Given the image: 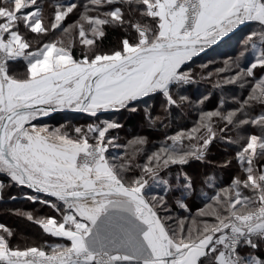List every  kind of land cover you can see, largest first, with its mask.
Instances as JSON below:
<instances>
[{"label": "snow or ice", "instance_id": "1", "mask_svg": "<svg viewBox=\"0 0 264 264\" xmlns=\"http://www.w3.org/2000/svg\"><path fill=\"white\" fill-rule=\"evenodd\" d=\"M258 35L264 0H0V193H41L49 215H15L54 241L0 223V264H264Z\"/></svg>", "mask_w": 264, "mask_h": 264}, {"label": "trees", "instance_id": "2", "mask_svg": "<svg viewBox=\"0 0 264 264\" xmlns=\"http://www.w3.org/2000/svg\"><path fill=\"white\" fill-rule=\"evenodd\" d=\"M77 2L79 3H83L84 0H77ZM259 29V25H257L254 22H249L248 24H246L245 26H243L242 28H240L236 33H234L231 36V41H230V45L228 47H223L221 49L218 50V52L220 53L219 55L215 54V53H211L209 54V58L211 59H216L217 62H222L223 60L227 59L226 56H224V53H228L229 55L235 56L236 53L238 51L241 50V42L245 40L246 37L249 36L250 33L257 31ZM247 55L245 57V64L250 63L254 54L264 51V35H258L257 37H255V39L251 42H249V44L247 45ZM222 66V63H221ZM208 88H210V85H205V84H201L199 86H197V91L198 92H203L206 91ZM215 101V98L213 99V102ZM69 117H59V119H54L55 121H59V122H77V118L76 117H71L70 119H68ZM114 119H118L122 124H124L125 126V130L127 132H132L133 129H137L138 130V117L137 116H133V115H129L127 113L123 114V115H117L115 116ZM69 120V121H67ZM79 122L83 123L84 119L79 118ZM188 125H191V121H187ZM121 135H123V133H121ZM223 158V153L219 152V149L214 148L213 149V155L210 157V159L213 160H217V159H221ZM189 172H193V173H197V172H211L212 169L207 168L206 166L200 165L198 163H194L192 164L189 169ZM224 180L227 181L229 179V174L227 172L222 173ZM23 188H17L15 186H13L12 188H9V190L7 192H2L0 194H2L3 199L0 200V206L1 205H5L7 208V212L6 214H11V206H16L18 207L23 206V205H29L31 209H34V207L36 206V203L31 202L27 199H24L22 197L17 196L16 199H11V197L15 196V195H21ZM26 189V188H25ZM195 203H199V201H195ZM21 210L24 209V207H19ZM195 210V208H193V211ZM34 213V211H32ZM35 214V213H34ZM19 217V216H18ZM21 218V217H19ZM24 219V218H22ZM27 222V221H26ZM29 223L32 227H34L37 231H38V236L40 239V243H44L45 241L51 243L54 242L52 239L46 237L43 233L42 230L39 229V227L37 225L31 224Z\"/></svg>", "mask_w": 264, "mask_h": 264}, {"label": "rangeland", "instance_id": "3", "mask_svg": "<svg viewBox=\"0 0 264 264\" xmlns=\"http://www.w3.org/2000/svg\"><path fill=\"white\" fill-rule=\"evenodd\" d=\"M58 114H53L50 118H46V123H48L49 125H59L65 122H59V121H55L54 119H59L57 117ZM78 116H76L77 118V122H79V118L84 119V116L82 114H77ZM71 117H69L68 119H70ZM102 118H106V117H102ZM107 118H111L114 119L115 116L113 117H107ZM69 121V120H67ZM73 123V122H72ZM76 123V122H75ZM9 189L3 191V192H7ZM22 194L21 195H15V196H19L22 197L24 199H26V196H34L37 197V202H36V206L34 207V209H31L29 205H23V206H11V214H6L7 212V208L5 205H1L0 206V223L5 224L6 226L12 228L14 231L17 232L18 234V243L20 244L21 247H24L26 245H30L33 242H37L40 243V239L38 236V231L32 227L29 223L26 222V219H22L19 218L17 215H15V212L17 210L19 211H26V212H32L34 211L35 215L38 217H43L46 215L50 214V210L43 204H40L38 201L39 199H44L45 197L43 195H38L32 191H30L29 189H25L23 188L21 190ZM19 207H24L23 210H21Z\"/></svg>", "mask_w": 264, "mask_h": 264}, {"label": "crops", "instance_id": "4", "mask_svg": "<svg viewBox=\"0 0 264 264\" xmlns=\"http://www.w3.org/2000/svg\"><path fill=\"white\" fill-rule=\"evenodd\" d=\"M55 114H58L57 115V117L59 118V117H76V116H78L77 114H79V113H55ZM45 121H46V118H45ZM14 197H16L17 198V196H14Z\"/></svg>", "mask_w": 264, "mask_h": 264}, {"label": "water", "instance_id": "5", "mask_svg": "<svg viewBox=\"0 0 264 264\" xmlns=\"http://www.w3.org/2000/svg\"><path fill=\"white\" fill-rule=\"evenodd\" d=\"M249 22H245V24H242L240 26H238V28L236 30H234V33H236L240 28H242L243 26H245L246 24H248ZM234 33H230L229 35L232 36ZM59 113H65V112H59ZM36 193V192H34ZM38 195H42L41 193H36Z\"/></svg>", "mask_w": 264, "mask_h": 264}]
</instances>
